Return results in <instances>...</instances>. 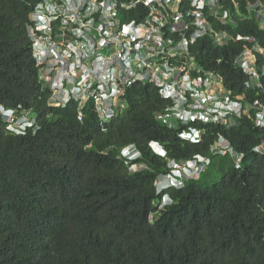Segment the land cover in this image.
<instances>
[{
    "label": "trees",
    "instance_id": "trees-1",
    "mask_svg": "<svg viewBox=\"0 0 264 264\" xmlns=\"http://www.w3.org/2000/svg\"><path fill=\"white\" fill-rule=\"evenodd\" d=\"M38 1L0 0V108L36 119L16 134L0 112V264H264V150H254L264 127L255 124L252 106L264 105V52L257 53L256 84L235 62L252 47L237 34L255 37L264 50L256 0H218L215 13L204 10L210 30L189 44L187 57L199 74L213 73L224 93L249 106L229 123L189 122L200 131L198 142L179 137L186 125L158 119L173 103L149 80L125 85L108 121L92 98L80 111L74 99L50 105L27 35ZM146 8L139 2L128 12L140 20ZM221 31L231 35L222 44L215 41ZM163 35L179 38L169 30ZM169 61L180 65L184 58ZM219 136L230 152H212ZM152 141L175 160L210 158L197 178L167 190L173 203L159 210L154 180L168 169ZM128 144L139 149L135 161L145 168L128 169L119 155Z\"/></svg>",
    "mask_w": 264,
    "mask_h": 264
},
{
    "label": "built area",
    "instance_id": "built-area-1",
    "mask_svg": "<svg viewBox=\"0 0 264 264\" xmlns=\"http://www.w3.org/2000/svg\"><path fill=\"white\" fill-rule=\"evenodd\" d=\"M139 2L147 7L140 13V20L120 24V9L136 7ZM187 2L191 8H185ZM182 4L185 7L181 9ZM251 6L262 14L260 23L264 27V0H256ZM219 7L218 0H39L30 13L27 35L40 79L51 91L49 103L63 106L76 98L83 104L92 98L100 119L108 121L114 116L113 106L123 87L149 80L163 98L173 103L158 119L169 126L178 122L186 125L179 137L199 141L200 131L189 122L229 123L234 115L248 113L249 107L241 97L224 93L214 74H191L201 69L187 57L189 44L211 28L204 10L212 14ZM226 19L224 11L221 20ZM190 28L193 30L188 37ZM168 30L179 38L173 41L164 37L163 31ZM230 37L226 31L215 33V41L220 44ZM235 39L252 44L242 52L240 65L246 73L257 76L251 65L252 49L261 51L260 45L249 35L237 34ZM177 57L184 58L183 63L171 64L169 59ZM163 58L164 64L160 62ZM252 106L256 109L255 124L264 127V105L256 101ZM150 146L155 153L165 154L157 141ZM225 149L219 142L214 153H224ZM254 150H264V137ZM209 162L200 155L172 161L170 172L160 176L156 184L160 188L182 187L185 179L197 178Z\"/></svg>",
    "mask_w": 264,
    "mask_h": 264
},
{
    "label": "bare ground",
    "instance_id": "bare-ground-1",
    "mask_svg": "<svg viewBox=\"0 0 264 264\" xmlns=\"http://www.w3.org/2000/svg\"><path fill=\"white\" fill-rule=\"evenodd\" d=\"M142 3V2H141ZM143 4V3H142ZM144 5V4H143ZM145 6V5H144ZM130 9H133V10H135V7H132V8H130ZM121 11L119 12V14L117 15V18H118V20H119V22H120V24H123V23H129V22H131L132 20H136V19H134V18H132L130 15H129V12H128V10H129V8H127V9H120ZM137 21V20H136ZM249 47V46H248ZM249 48H252V47H249ZM260 48L262 49L261 51H255V50H253L252 49V54L254 55V58H253V62H252V67H253V70L256 72V74H257V76H253L252 74H248V73H246L247 75H248V77H249V80L247 81V83L248 84H253V83H255L256 84V82H258L259 81V79H260V74H259V69H258V56H257V53L258 52H260V53H263L264 52V50H263V48L260 46ZM245 49V48H244ZM244 49H243V51H244ZM242 51V52H243ZM242 52L236 57V59H235V62L241 67V65H240V60H241V55H242ZM242 68V67H241ZM258 69V70H257ZM263 70H264V66H263ZM201 71V70H200ZM200 71L199 72H197V74L196 75H200V76H202V77H206V76H203V75H201V74H199L200 73ZM209 73H211V72H209ZM213 74V73H212ZM209 75V74H208ZM207 75V76H208ZM215 76V75H214ZM217 80V79H216ZM123 89H124V87H123ZM123 89H122V92H121V94H120V96L118 97V100H117V102H116V104L113 106V108H114V110H115V106L117 105V104H120L121 103V96H122V94H123ZM161 96V95H160ZM162 97V96H161ZM163 98V97H162ZM72 99H74V100H76L77 101V108H78V111H80V109L81 108H83L84 106H85V104L88 102V101H86L85 103H81V101H80V99H76V98H72ZM163 99H166V98H163ZM167 100H171V99H167ZM80 115V114H79ZM239 116H241V115H239ZM234 118V117H233ZM232 118V119H233ZM231 119V120H232ZM255 121V120H254ZM185 140V139H184ZM200 140V139H199ZM187 141H190V140H187ZM152 142H154V141H152ZM190 142H192V141H190ZM198 142V141H197ZM219 142H223L224 144H225V146H226V149L224 150V153L225 152H230L232 149H231V147H230V145H229V142H228V140L225 138V137H223V136H219L218 138H217V140H215V142H213V144H212V146H211V150H212V152L214 153V147H215V145L216 144H218ZM151 143V142H150ZM151 147V146H150ZM165 149V148H164ZM153 151V150H152ZM214 154H217V153H214ZM220 154H222V153H220ZM119 155L122 157V158H124V162H125V164L128 166V169L129 170H131V171H138L139 169H141V168H145V166H143V165H141L139 162H136L135 160H137L138 158H139V156H141V153H140V151H139V149L138 148H136V146H134L133 144H128V145H125L124 147H122L121 148V150H120V153H119ZM159 156H161V157H163V158H165L166 159V161H167V171L166 172H164V173H160V174H158L157 176H156V178H155V180H154V186H155V188H156V192H157V194H160V199L159 200H156V202H155V206H156V208L159 210V209H161V208H163V207H165L166 205H170V204H172L173 203V200H172V198H171V196L169 195V193H168V189H170V188H181V187H176V186H173V185H170V186H165V187H159V186H157V184H156V182H157V180H158V178L160 177V176H162V175H164L165 173H168V172H170V170H171V167L169 166L170 165V163L172 162V161H175V162H178V161H184V160H188V159H191V158H193L194 156H196V155H194V156H192L191 158H188V159H183V160H175V159H172V158H169L168 156H167V153H166V150H165V154L164 155H160V154H158ZM197 155H200V154H197ZM200 156H202V157H207V158H209L208 156H205V155H200ZM210 159V158H209ZM165 182H162V184H164Z\"/></svg>",
    "mask_w": 264,
    "mask_h": 264
},
{
    "label": "clouds",
    "instance_id": "clouds-1",
    "mask_svg": "<svg viewBox=\"0 0 264 264\" xmlns=\"http://www.w3.org/2000/svg\"><path fill=\"white\" fill-rule=\"evenodd\" d=\"M29 18H30V15H29ZM261 20H262V17L260 18V22ZM0 112L4 120L7 122V129L15 131L16 134L25 133L28 128H33L36 123L35 117L34 116L30 117L28 112L24 116H22V111H20L21 115H16V113H14V110L12 108L5 109L3 107L0 108Z\"/></svg>",
    "mask_w": 264,
    "mask_h": 264
},
{
    "label": "rangeland",
    "instance_id": "rangeland-1",
    "mask_svg": "<svg viewBox=\"0 0 264 264\" xmlns=\"http://www.w3.org/2000/svg\"><path fill=\"white\" fill-rule=\"evenodd\" d=\"M157 70L159 71V68H157ZM29 116H30V117H33V114L30 113Z\"/></svg>",
    "mask_w": 264,
    "mask_h": 264
}]
</instances>
